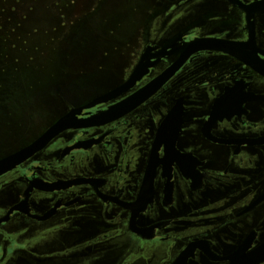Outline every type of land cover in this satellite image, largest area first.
Wrapping results in <instances>:
<instances>
[{
    "label": "flooded vegetation",
    "instance_id": "1",
    "mask_svg": "<svg viewBox=\"0 0 264 264\" xmlns=\"http://www.w3.org/2000/svg\"><path fill=\"white\" fill-rule=\"evenodd\" d=\"M143 1L130 6L146 9L144 30L134 23L143 37L129 38L128 65L115 56L117 81L70 92L37 137L69 112L84 122L170 76L136 106L63 130L0 175V264H229L264 243V75L229 53L187 51L195 39L252 34L250 51L264 59V11L250 23L245 6L258 0H202L182 20L201 0ZM145 52L140 80L86 106L123 85Z\"/></svg>",
    "mask_w": 264,
    "mask_h": 264
},
{
    "label": "rangeland",
    "instance_id": "2",
    "mask_svg": "<svg viewBox=\"0 0 264 264\" xmlns=\"http://www.w3.org/2000/svg\"><path fill=\"white\" fill-rule=\"evenodd\" d=\"M134 1L146 4L0 0V157L35 139L62 112L70 92L93 95L117 81L116 64L128 65L135 47L129 38L140 43L143 37L140 30L136 35L134 23L145 28L146 9H130ZM207 6L198 1L179 18H195ZM119 22L122 33L117 32L121 25L111 32Z\"/></svg>",
    "mask_w": 264,
    "mask_h": 264
},
{
    "label": "water",
    "instance_id": "3",
    "mask_svg": "<svg viewBox=\"0 0 264 264\" xmlns=\"http://www.w3.org/2000/svg\"><path fill=\"white\" fill-rule=\"evenodd\" d=\"M247 12V19L250 23H253L254 14L257 11H264V0L254 1L251 4L245 6ZM254 37L251 34L250 40L244 43L233 42V41H222L213 38H199L191 41L187 46L188 54L200 51V50H218L224 53H229L236 58L243 59L252 68L264 75V59L260 58L257 54L250 51V47L253 46ZM147 52L143 54L140 63L136 66L129 79L121 86L112 89L111 91L104 93L94 99L91 103L86 106H93L97 103L107 101L128 90L138 80H140L145 73L148 71L150 66L149 60L147 59ZM176 67V66H174ZM171 72H166L152 81L138 92L130 96L123 102L116 104L109 110L96 114L89 119L80 122L77 120V110L69 112L68 114L61 117L51 127H49L43 134L37 137L34 141L27 144L26 146L16 150L2 158H0V175L17 167L20 163L32 156L37 151L43 149L48 143L53 140L60 132L70 127H82L92 124L93 121L103 119L106 116L110 118L115 117L119 111L123 108H130L141 103L143 100L151 96L165 80L170 76ZM264 262V243L248 251L246 249L236 251V253L230 258L229 264H260Z\"/></svg>",
    "mask_w": 264,
    "mask_h": 264
}]
</instances>
